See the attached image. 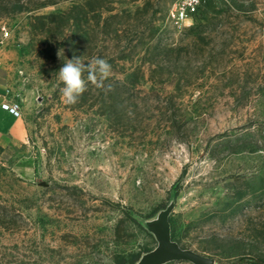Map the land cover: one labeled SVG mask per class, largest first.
<instances>
[{"label": "rangeland", "instance_id": "rangeland-1", "mask_svg": "<svg viewBox=\"0 0 264 264\" xmlns=\"http://www.w3.org/2000/svg\"><path fill=\"white\" fill-rule=\"evenodd\" d=\"M176 1L0 0L27 123L0 145V264H135L169 205L182 247L264 261V0H206L187 25ZM74 55L112 74L69 105Z\"/></svg>", "mask_w": 264, "mask_h": 264}, {"label": "water", "instance_id": "water-1", "mask_svg": "<svg viewBox=\"0 0 264 264\" xmlns=\"http://www.w3.org/2000/svg\"><path fill=\"white\" fill-rule=\"evenodd\" d=\"M171 210L172 205H169L156 218L146 223L148 229L156 236L158 244L145 252L135 264H164L172 260H189L195 264H216L213 257L182 247L173 239L169 220Z\"/></svg>", "mask_w": 264, "mask_h": 264}, {"label": "clouds", "instance_id": "clouds-1", "mask_svg": "<svg viewBox=\"0 0 264 264\" xmlns=\"http://www.w3.org/2000/svg\"><path fill=\"white\" fill-rule=\"evenodd\" d=\"M85 73L87 77L85 78ZM112 74L111 64L102 58H93L85 63L80 56L67 59L57 72V79L62 83L60 88L62 99L66 104L78 102L81 95L87 90L90 82L97 88L104 87V81Z\"/></svg>", "mask_w": 264, "mask_h": 264}, {"label": "crops", "instance_id": "crops-1", "mask_svg": "<svg viewBox=\"0 0 264 264\" xmlns=\"http://www.w3.org/2000/svg\"><path fill=\"white\" fill-rule=\"evenodd\" d=\"M8 86L7 80L0 72V145L7 142L25 141L27 137V123L23 111L21 110V115H16L3 107V103L8 101L6 91Z\"/></svg>", "mask_w": 264, "mask_h": 264}, {"label": "built area", "instance_id": "built-area-1", "mask_svg": "<svg viewBox=\"0 0 264 264\" xmlns=\"http://www.w3.org/2000/svg\"><path fill=\"white\" fill-rule=\"evenodd\" d=\"M205 1L206 0H177L171 11L173 22L177 25H187L188 21L193 18L196 9ZM7 96L8 101L3 103V107L11 110L16 115H21V101L11 96L9 91H7Z\"/></svg>", "mask_w": 264, "mask_h": 264}, {"label": "trees", "instance_id": "trees-1", "mask_svg": "<svg viewBox=\"0 0 264 264\" xmlns=\"http://www.w3.org/2000/svg\"><path fill=\"white\" fill-rule=\"evenodd\" d=\"M139 258H140V256L136 257L132 262L133 263L137 262L139 260ZM255 264H264V261H261V260L255 261Z\"/></svg>", "mask_w": 264, "mask_h": 264}]
</instances>
